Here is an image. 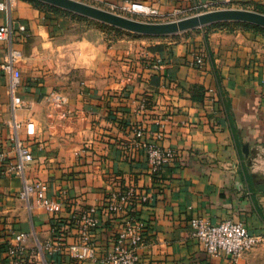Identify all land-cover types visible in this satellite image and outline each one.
<instances>
[{"label":"crops","instance_id":"0c3cea01","mask_svg":"<svg viewBox=\"0 0 264 264\" xmlns=\"http://www.w3.org/2000/svg\"><path fill=\"white\" fill-rule=\"evenodd\" d=\"M92 1L111 10L126 0ZM131 1L160 12L189 2ZM194 1L264 12V0ZM0 3L6 6L0 25L12 24V45L23 54L14 69L21 80L14 95L0 69V151L9 156L0 163V264H8L4 251L12 232L29 233L20 264H99L77 262L66 251L35 254V246L51 236L52 216L18 197L23 177L48 182L49 194L65 192L63 223L72 209L101 205L117 188L132 185L148 193V202L138 203L133 214L144 224L137 252L152 264H264V245L235 261L208 256L189 228L190 219L200 217L264 232V33L229 25L108 40L95 29L71 30L64 18L49 16L32 0ZM8 47L0 40V64ZM195 51L205 55L202 67L191 64ZM57 100L62 108L55 107ZM142 100L145 108L139 107ZM135 127L178 151L180 159L152 174ZM15 134L33 151L23 175L7 171L9 162L18 161L10 140ZM121 221L102 217L93 238L97 256L111 250ZM77 237L68 227L65 243Z\"/></svg>","mask_w":264,"mask_h":264},{"label":"built area","instance_id":"2783aa9c","mask_svg":"<svg viewBox=\"0 0 264 264\" xmlns=\"http://www.w3.org/2000/svg\"><path fill=\"white\" fill-rule=\"evenodd\" d=\"M215 4L211 2H189L175 6L165 12H160L153 5L137 1H124L119 5L111 6L113 12L123 15L139 16L146 20L176 21L188 16L197 15L215 9ZM6 6L0 3V10ZM18 30L27 34L23 25L18 26ZM14 28L12 24L0 25V40L9 43L8 50L4 56L0 69L9 77V89L12 95L21 86L20 78L15 74L16 63L23 57L22 52L13 47L12 37ZM205 55L203 52L195 51L192 54L191 64L202 67ZM154 67H159L155 65ZM211 92V90H208ZM14 104L20 103L19 97L13 98ZM55 107L62 108L63 103L57 100ZM140 108H145L144 100L139 103ZM60 116H65L64 113ZM134 137L138 140V145L144 152L146 162L152 174H157L166 166L172 165L180 159L178 151L163 147L156 142L146 138L142 127H135ZM12 151L17 163H8L7 171H18L23 175V169L33 161V151L31 145L21 139L17 134L10 138ZM8 153L0 151V163L8 161ZM50 186L48 182L34 179L29 180L23 177V183L18 197L29 206L42 207L52 216L51 236L39 242L35 246V254L55 255L61 251H66L68 255L77 262H92L99 264H152L142 259L137 250L143 242L144 224L133 214L136 205L148 202L150 195L146 192H138L132 185L120 187L111 191L104 203L101 205H90L74 208L70 211L69 218L63 223L59 219V214L63 211L67 199L65 192L58 191L49 194ZM110 218L121 216V224L118 226L111 250L101 257L96 254V245L93 241L98 230L102 217ZM77 230L78 237L71 243H65L66 231L68 227ZM190 233L208 256L224 254L232 261H235L245 252L257 246L264 245V232L260 234L251 233L240 222L230 219L222 220L218 223H211L205 218L194 217L189 221ZM29 233L12 232L11 238L5 247V256L8 264H20L26 254V239Z\"/></svg>","mask_w":264,"mask_h":264},{"label":"water","instance_id":"95a60500","mask_svg":"<svg viewBox=\"0 0 264 264\" xmlns=\"http://www.w3.org/2000/svg\"><path fill=\"white\" fill-rule=\"evenodd\" d=\"M84 17L108 24L130 33L164 37L191 31L203 26L236 22L259 26L264 29V13L237 8L206 11L176 21H141L123 16L78 0H34Z\"/></svg>","mask_w":264,"mask_h":264},{"label":"rangeland","instance_id":"374dc122","mask_svg":"<svg viewBox=\"0 0 264 264\" xmlns=\"http://www.w3.org/2000/svg\"><path fill=\"white\" fill-rule=\"evenodd\" d=\"M78 1H82L84 3H87V4H90V5H93V6H96V7H99V8H102V9H105V10L113 12L112 10H110V8H106L105 6H103V5L99 4V3H95L92 0H78ZM39 3H41V2H39ZM42 4H44V3H42ZM48 6H50V5H48ZM57 9H60V8H57ZM60 10H62L64 12H62V14L57 15V16L58 17L61 16L62 18H64V20H66V24H67L66 26H69L71 28V30H74L75 32H77L79 34L85 32V31H88L90 29H95L97 31H102L104 33V36L108 40H112V39H114V37L122 35V34L130 35V36L133 35V36H139V37L156 38V37H153V36H143V35H138V34L130 33V32H127V31H123L121 29L112 27V26H110L108 24L101 23L99 21L84 17V16L79 15V14H76V13H73V12H69V11H66V10H63V9H60ZM212 10H215V9H212ZM114 13L120 14L119 12H114ZM120 15H123V14H120ZM123 16H127V17H130V18H133V19H137V20H141V21H155L156 22V20H146V19H143V18H141L139 16H133V15H123ZM224 23H236V22H224ZM217 24H221V23H217ZM217 24L203 26V27L191 30V31L175 34V35H172V36L190 34L191 32H195V31H199V30L208 31V30L211 29L210 26L217 25ZM116 29H118L120 31H117Z\"/></svg>","mask_w":264,"mask_h":264},{"label":"trees","instance_id":"16d2710c","mask_svg":"<svg viewBox=\"0 0 264 264\" xmlns=\"http://www.w3.org/2000/svg\"><path fill=\"white\" fill-rule=\"evenodd\" d=\"M32 1H33V3L36 6H38L43 12H45L49 16H51V15L57 16V15L62 14V12H64V11H62L60 9L55 8V7L48 6L46 4H42V3H39V2L34 1V0H32ZM260 11H258V12H260ZM261 13H264V12L262 11ZM229 25H241L244 28H249V29H252L254 31H259V32L264 33V29L263 28H261L259 26L251 25V24H244V23L243 24L242 23H221V24H217V25L210 26V28L219 27V26H229ZM116 30L117 31H120L118 29H116Z\"/></svg>","mask_w":264,"mask_h":264}]
</instances>
